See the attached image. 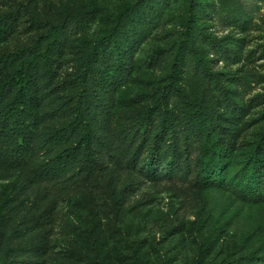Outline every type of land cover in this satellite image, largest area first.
I'll return each instance as SVG.
<instances>
[{
	"label": "trees",
	"instance_id": "obj_1",
	"mask_svg": "<svg viewBox=\"0 0 264 264\" xmlns=\"http://www.w3.org/2000/svg\"><path fill=\"white\" fill-rule=\"evenodd\" d=\"M35 1L0 0V264H48L59 205L107 173L131 180L118 192L122 197L137 183L180 181L204 192L228 193L242 205L264 206V135L238 161V134L226 114L236 112L237 102L219 81L218 96L201 97L179 83L184 53L206 69L195 45L198 37L210 38L223 56L232 53L230 43L198 29L195 0H188L186 31L167 88L119 129L116 95L152 17L170 0H137L114 16L98 7H77L57 21L40 16ZM213 14L241 23L235 13L216 9ZM100 17L105 30L83 48L79 68L66 72L71 42ZM82 200L88 201L86 195ZM117 201L108 205L112 214ZM87 203L93 222L94 208ZM226 211L219 214L225 226L238 215L228 217ZM245 235L252 242L248 249L206 264H264V224ZM87 239L95 245L94 229ZM68 252L71 258L83 256ZM205 255L200 251L197 264H204Z\"/></svg>",
	"mask_w": 264,
	"mask_h": 264
},
{
	"label": "rangeland",
	"instance_id": "obj_2",
	"mask_svg": "<svg viewBox=\"0 0 264 264\" xmlns=\"http://www.w3.org/2000/svg\"><path fill=\"white\" fill-rule=\"evenodd\" d=\"M136 1L36 0L34 4L40 16L57 21L67 10L83 6L102 8L104 13L114 16ZM195 3L198 29L208 38L230 43L232 53L223 56L215 51L210 38L198 37L195 45L207 62L206 69L188 52L184 53L179 83L191 96L201 97L204 92L218 96L215 83L219 81L237 102L236 112L226 114L238 134L239 161L264 135V0H195ZM159 6V14L152 17L134 52L131 74L116 95L115 129L126 125L131 113L151 104L152 95L160 93L169 83L172 59L186 31L188 0H170ZM216 9L223 10V15L235 13L241 23L214 18ZM105 27L100 17L71 42L66 72L79 68L81 51ZM136 96L133 104L131 100ZM220 103L223 104L221 100ZM220 103L216 102V106L223 108ZM130 182L128 177L107 173L96 184L89 185L85 193L77 192L62 202L50 240L48 264H138V260L142 264H197L200 251L206 252L203 260L206 264L239 249H248L252 242L246 240L247 230L264 224V206L233 202L228 193L204 192L191 184L173 181L137 183L122 197L118 192ZM107 187L110 195L105 192ZM84 195L93 205V222L87 216L88 201L82 200ZM112 198L118 200L115 214L108 206ZM226 208L228 217L237 211L238 215L225 226L219 214ZM89 229H94L97 235L95 245L87 239ZM69 249L81 251L83 256L71 258Z\"/></svg>",
	"mask_w": 264,
	"mask_h": 264
}]
</instances>
